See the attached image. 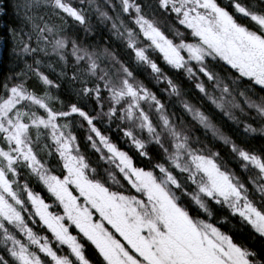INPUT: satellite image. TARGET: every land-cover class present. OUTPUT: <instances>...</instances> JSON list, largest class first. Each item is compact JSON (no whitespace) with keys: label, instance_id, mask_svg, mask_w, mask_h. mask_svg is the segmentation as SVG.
<instances>
[{"label":"snow or ice","instance_id":"6c2138e0","mask_svg":"<svg viewBox=\"0 0 264 264\" xmlns=\"http://www.w3.org/2000/svg\"><path fill=\"white\" fill-rule=\"evenodd\" d=\"M4 17L0 264H264V0H0ZM108 24L153 87L89 35Z\"/></svg>","mask_w":264,"mask_h":264},{"label":"trees","instance_id":"16d2710c","mask_svg":"<svg viewBox=\"0 0 264 264\" xmlns=\"http://www.w3.org/2000/svg\"><path fill=\"white\" fill-rule=\"evenodd\" d=\"M100 3L103 4V0H100ZM11 9H9V16H11ZM8 20V17H4L3 19H0V27H3L4 22ZM71 23V21H70ZM91 23L93 25L97 24V20L96 18L93 16L91 18ZM110 28V24L108 25H103L101 26L99 29H97L96 27H93V33L89 34V35H93V34H97V36L99 35L100 32L103 33V36L107 38V43L108 46L110 48H113L114 50L117 51V54L121 56V59L125 60V62H129V57L126 54H121L123 49H122V45L120 42H116L115 41V37L114 36H110L108 29ZM81 35H83V31L81 29ZM9 47H11V42H9ZM43 58V57H42ZM55 56L52 57V60L55 61ZM71 60V57H70ZM29 62H31V60H29ZM47 63V61H46ZM129 66L134 68V71H136V75L139 79L144 80L145 83L149 84L150 87H153V84L147 79L148 77V71L141 68V69H136L134 67V61L129 62ZM20 67H23V64L20 65ZM0 68H2L5 72H7V65H3L0 66ZM17 71H19V69H16ZM42 71H46L49 72L50 77L56 81V83L60 84V89L59 90H53V95L55 96H59L60 99L62 100H71V102H75L76 98L75 95L72 94L70 95V83L67 79L64 78H57V74L55 72H51L49 69H47V67H42L41 69ZM76 87H79V84L75 85ZM154 90H156V88L154 87ZM195 95H198V92L194 91ZM56 107H59V105L57 104ZM179 109V105H177V110ZM97 110H98V106H97ZM237 116H241V114L239 112L236 113ZM187 119H190V117H187ZM214 119H216V117H214ZM241 119H245V117L241 116ZM225 120H227V118L225 117ZM79 122V118L77 117V123ZM218 123H220L219 120H217ZM250 123H255L252 120H249ZM229 124H231V121H228ZM222 127L224 126L223 124L221 125ZM255 126L259 127L258 123H255ZM105 130V129H102ZM225 131L228 132L229 134H231V129L228 127H225ZM86 133V128L84 129H79L77 131V135L78 136H85ZM202 139L204 138L203 136L201 137ZM235 138V137H234ZM239 142V141H238ZM253 143H259V140H255L253 141ZM123 146V145H122ZM227 151V149H224V151H222V155L225 154V152ZM134 155V158L139 161V157L136 156V154L133 152L132 153ZM89 155L92 157V161L94 166H96V161H97V157L95 155H93L91 153V151H89ZM107 165H105L103 162H99V167L102 169L104 167H106ZM233 168H236L235 164L231 165ZM237 172L239 174V170L237 169ZM23 176H27V172L26 171H22V177ZM30 182L32 183V186L34 188V190L36 191H40L46 198L48 197V193L46 190L43 189V187L39 184L36 183L35 178L31 177L30 178ZM109 183H111V181H109ZM214 211L217 212V215L215 217V219L212 222H218V227H221L223 231L228 232L229 234H231L233 236V238L236 240V242L238 243H243L245 246L253 248V250H257L255 249L254 245L252 243H250L249 241H247L245 239V230L243 229V227L241 225H239L237 220L232 219L231 217H229V220L223 221L222 217L224 216H228V210L227 209H219L217 207L214 206ZM233 225H236V227H233ZM261 259H264V257H260Z\"/></svg>","mask_w":264,"mask_h":264}]
</instances>
